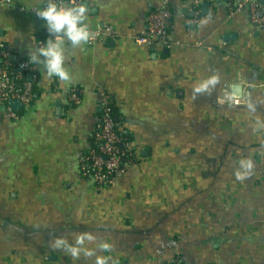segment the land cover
<instances>
[{
	"label": "crops",
	"instance_id": "obj_1",
	"mask_svg": "<svg viewBox=\"0 0 264 264\" xmlns=\"http://www.w3.org/2000/svg\"><path fill=\"white\" fill-rule=\"evenodd\" d=\"M43 3L0 4V64L2 52L16 64L50 38L27 11ZM85 4L90 29L108 25L125 35L140 33L147 15L166 7L171 35L185 45L106 35L81 48L66 41L67 84L42 65L34 74L16 68L33 83V99L11 106L16 119L0 108V264H74L50 243L83 232L96 237L89 247L111 244L96 249L109 264H264V27L246 11L230 19L224 0H200L195 39L206 49L188 43L185 0ZM212 76L215 85L194 94ZM72 90L78 104L68 100ZM101 92L131 146L107 187L80 171L94 145ZM225 93L243 103L222 102ZM245 158L255 167L240 181L235 171Z\"/></svg>",
	"mask_w": 264,
	"mask_h": 264
},
{
	"label": "built area",
	"instance_id": "obj_2",
	"mask_svg": "<svg viewBox=\"0 0 264 264\" xmlns=\"http://www.w3.org/2000/svg\"><path fill=\"white\" fill-rule=\"evenodd\" d=\"M89 0H83L84 3ZM227 13L230 19L239 13L247 12L248 21L256 27H264V3L261 0H224ZM12 0H0V4L11 5ZM190 14L183 17V23L189 38V42L194 47H204L201 41L195 39V32L200 24L202 17L199 11L200 0H185ZM45 4L41 7H44ZM34 8L30 7L27 11L35 14ZM172 14L166 7H161L151 11L147 17L144 29L135 35H125L116 32L113 27L105 26L104 28H95L89 30L92 32L94 39L89 41L88 45H93L103 36L110 37L113 41L130 39L138 45L152 47L159 43L166 49H172L185 45L184 41L174 39L170 32ZM42 45V42H40ZM2 62L0 64V108L4 110L6 116L10 119H16L17 114L11 108L12 100L19 101L23 105H28L33 99V83L23 81L21 87H16V79L21 75L17 71L36 72V65L28 63L27 59L19 60L16 64L9 62V52L1 53ZM17 68V69H16ZM15 69V71H14ZM248 97V90L245 91ZM100 99V117L95 126L93 139L94 145L88 149L83 157L80 171L82 176H89L96 183L102 186H112L114 184V175L122 170V156L131 155V146L128 141L122 137L118 123L113 118L110 107V97L107 93L101 92ZM71 103L78 104L80 98L77 91L72 90L68 95ZM222 102H229L234 105L243 103L242 99H232L228 93H225L221 99ZM170 264H183L178 259H172Z\"/></svg>",
	"mask_w": 264,
	"mask_h": 264
},
{
	"label": "clouds",
	"instance_id": "obj_3",
	"mask_svg": "<svg viewBox=\"0 0 264 264\" xmlns=\"http://www.w3.org/2000/svg\"><path fill=\"white\" fill-rule=\"evenodd\" d=\"M44 7L34 8L35 14L40 18L50 35L42 45H36L29 49L28 63L42 65L47 77H56L60 81L70 83L72 75L65 66L66 41L73 48H81L94 39L89 30L88 18L90 8L83 0H44ZM17 37L13 35L12 39ZM21 39V38H20ZM217 82V77L212 76L194 87V94L208 91ZM255 165L250 158L242 159L239 168L235 171L237 180H246L252 173ZM96 241V237L90 232L79 233L73 241L63 237H53L50 247L54 250H61L69 256L74 264L83 257H95L94 264H109V258L99 255L96 249L103 252L111 250V244L101 241L94 247L88 244Z\"/></svg>",
	"mask_w": 264,
	"mask_h": 264
},
{
	"label": "trees",
	"instance_id": "obj_4",
	"mask_svg": "<svg viewBox=\"0 0 264 264\" xmlns=\"http://www.w3.org/2000/svg\"><path fill=\"white\" fill-rule=\"evenodd\" d=\"M11 64H13V63H11ZM14 71H15V69H14ZM23 81H24V80H22V78H20V79H16V87H17L18 89L21 87ZM110 107H111V109H112L113 118H114V120L118 123L117 118H116V116H115V112H114V110H115L114 102H113L111 99H110ZM122 137L125 139V141H127V138L125 137V135H122ZM128 157H129V156H128ZM128 157H127L126 155H123V156H122V162H123L125 159H128Z\"/></svg>",
	"mask_w": 264,
	"mask_h": 264
},
{
	"label": "water",
	"instance_id": "obj_5",
	"mask_svg": "<svg viewBox=\"0 0 264 264\" xmlns=\"http://www.w3.org/2000/svg\"><path fill=\"white\" fill-rule=\"evenodd\" d=\"M10 105L13 106V107H17V106H19L18 102L15 101V100H12V101L10 102Z\"/></svg>",
	"mask_w": 264,
	"mask_h": 264
}]
</instances>
